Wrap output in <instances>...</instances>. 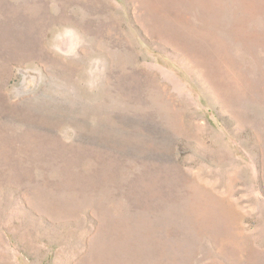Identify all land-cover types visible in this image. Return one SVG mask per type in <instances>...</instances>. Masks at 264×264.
<instances>
[{
	"label": "rangeland",
	"instance_id": "rangeland-1",
	"mask_svg": "<svg viewBox=\"0 0 264 264\" xmlns=\"http://www.w3.org/2000/svg\"><path fill=\"white\" fill-rule=\"evenodd\" d=\"M0 264H264V0H0Z\"/></svg>",
	"mask_w": 264,
	"mask_h": 264
}]
</instances>
